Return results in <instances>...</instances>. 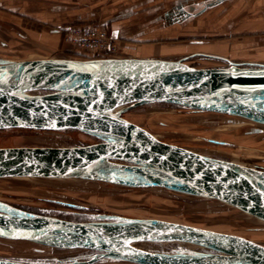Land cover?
<instances>
[{"label":"water","instance_id":"95a60500","mask_svg":"<svg viewBox=\"0 0 264 264\" xmlns=\"http://www.w3.org/2000/svg\"><path fill=\"white\" fill-rule=\"evenodd\" d=\"M191 1L178 2L157 21L182 23L228 0ZM88 55L85 60L0 59V130H77L101 140L73 147L0 148V179H81L164 188L219 201L264 222V170L168 144L124 117L138 106L169 103L264 125V65L198 68L183 60ZM118 173L136 179L113 175ZM0 238L92 252L42 262L0 259V264H264V244L155 219L69 221L0 205ZM149 242L186 243L212 252L168 254L138 246Z\"/></svg>","mask_w":264,"mask_h":264},{"label":"rangeland","instance_id":"374dc122","mask_svg":"<svg viewBox=\"0 0 264 264\" xmlns=\"http://www.w3.org/2000/svg\"><path fill=\"white\" fill-rule=\"evenodd\" d=\"M180 1L184 0H142L137 10L140 24L127 27L129 35L123 34L128 37L131 30H142V43L125 41L124 37L113 38L101 23L94 27L104 29L112 39L119 41L116 56L183 60L198 68L229 66L232 63L241 67L264 65V0L260 3L254 0H228L207 8L194 19L174 25H165L164 20L157 21V17L176 7ZM207 1L210 0L191 2L202 5ZM101 10L97 13L104 12ZM29 11L27 16L18 7H0L1 60H85L91 57L88 55L91 53L67 45L63 36L60 43L48 40L42 35L45 32L42 31V24L34 18L37 14L33 10ZM124 117L168 144L207 157L264 170L262 124L242 117L196 111L169 103L138 106L126 112ZM100 141L77 130H0V148L73 147ZM0 205L69 221L155 219L177 222L238 235L264 244L263 221L219 201L164 188H130L81 179L6 178L0 179ZM138 246L168 254L198 255L212 252L201 246L178 242H149ZM91 253L84 250H57L0 238V258L4 259L27 255L40 257L38 261L41 262L40 259L68 260Z\"/></svg>","mask_w":264,"mask_h":264},{"label":"crops","instance_id":"0c3cea01","mask_svg":"<svg viewBox=\"0 0 264 264\" xmlns=\"http://www.w3.org/2000/svg\"><path fill=\"white\" fill-rule=\"evenodd\" d=\"M152 0H148L151 2ZM261 0H254L260 3ZM142 0L132 2V0H0V7H18L24 10L28 16L29 10H33L36 19L42 24V35L48 40L61 42L63 31L66 27L76 25L101 23L113 37H124L125 41L142 43L144 32L142 30L130 32L127 27L140 24L137 10ZM27 7V8H26ZM98 8L97 10H95ZM104 10L102 13L100 10ZM101 10V11H102ZM114 13V14H113ZM30 18V17H29ZM101 18L102 20H99ZM141 18V17H140ZM127 37V38H126ZM137 51L139 45L136 46ZM134 50V48H132ZM31 60V59H29ZM18 258H10L13 261H33L37 262L40 257L18 255ZM4 259V258H0ZM34 259V260H32ZM42 262V259H40ZM96 264H130L123 261H101Z\"/></svg>","mask_w":264,"mask_h":264},{"label":"built area","instance_id":"2783aa9c","mask_svg":"<svg viewBox=\"0 0 264 264\" xmlns=\"http://www.w3.org/2000/svg\"><path fill=\"white\" fill-rule=\"evenodd\" d=\"M63 40L74 49L94 53L100 57H115L119 41L112 39L99 27L70 25L63 31Z\"/></svg>","mask_w":264,"mask_h":264},{"label":"bare ground","instance_id":"6f19581e","mask_svg":"<svg viewBox=\"0 0 264 264\" xmlns=\"http://www.w3.org/2000/svg\"><path fill=\"white\" fill-rule=\"evenodd\" d=\"M37 60V59H36ZM263 108H264V104H263ZM196 153H198V152H196ZM199 154H201V153H199ZM201 155H203V154H201ZM203 156H205V155H203ZM207 157V156H206ZM233 162V161H232ZM234 163H236V162H234ZM239 164V163H238ZM113 175H115V176H117V177H122V178H125V179H136L135 178V176H132V175H128V174H123V173H118V174H113Z\"/></svg>","mask_w":264,"mask_h":264}]
</instances>
